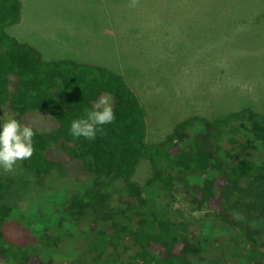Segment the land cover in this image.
Listing matches in <instances>:
<instances>
[{
	"label": "trees",
	"instance_id": "trees-1",
	"mask_svg": "<svg viewBox=\"0 0 264 264\" xmlns=\"http://www.w3.org/2000/svg\"><path fill=\"white\" fill-rule=\"evenodd\" d=\"M22 14L21 0H0V108L19 120L48 113L54 123L32 127L35 151L23 164L50 177L64 171L58 151L79 162L92 182L53 213L54 224L35 227L44 235L26 246L7 237L8 223L22 217L9 203L13 183L0 179V264H56L52 250L65 237L66 223L81 247L72 264H194L213 249H222L219 264H264V115L246 108L219 118L189 116L163 141L149 142L147 106L124 69L45 61L8 32ZM103 95L112 98L114 122L94 140L74 138L72 121L86 118ZM142 166L151 173L145 181ZM114 181L128 191L129 207L105 214ZM179 191L209 218L175 220L166 203ZM217 223L225 228L218 231ZM52 228L60 234L48 235Z\"/></svg>",
	"mask_w": 264,
	"mask_h": 264
},
{
	"label": "rangeland",
	"instance_id": "rangeland-1",
	"mask_svg": "<svg viewBox=\"0 0 264 264\" xmlns=\"http://www.w3.org/2000/svg\"><path fill=\"white\" fill-rule=\"evenodd\" d=\"M21 1L22 20L8 32L37 48L45 61L75 60L124 69L147 106L149 142L163 141L189 116L219 118L246 108L264 115V0H139L135 8L129 7L130 0ZM47 114L31 112L19 120L0 108V132L3 118L48 128L54 123ZM54 153L64 171L50 177L37 176L23 162L12 172L0 167V179L13 183L9 203L22 217L8 223L10 241L37 243L44 233L35 227L54 224L53 213L62 211L66 199L91 185L79 162ZM140 170L142 181L151 176L147 167ZM109 192L105 214L129 207V193L119 181ZM166 205L177 221L209 216L194 209L183 191L173 193ZM214 226L218 231L225 228L220 223ZM67 227L66 223L61 231L65 237L52 250L56 264H72L81 253ZM47 234L60 232L52 228ZM221 250L196 256L194 264L221 263Z\"/></svg>",
	"mask_w": 264,
	"mask_h": 264
},
{
	"label": "clouds",
	"instance_id": "clouds-1",
	"mask_svg": "<svg viewBox=\"0 0 264 264\" xmlns=\"http://www.w3.org/2000/svg\"><path fill=\"white\" fill-rule=\"evenodd\" d=\"M139 0H130L129 7L135 8ZM115 113L110 96L103 95L94 105V110L86 113V118L72 121L70 135L79 139L94 140L97 131L103 132V126L113 123ZM0 132V167L12 172L18 162L29 160L34 155L33 137L35 132L28 125H22L14 118H3Z\"/></svg>",
	"mask_w": 264,
	"mask_h": 264
}]
</instances>
